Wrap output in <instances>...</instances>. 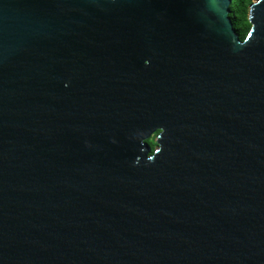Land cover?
Instances as JSON below:
<instances>
[{"label": "water", "instance_id": "water-1", "mask_svg": "<svg viewBox=\"0 0 264 264\" xmlns=\"http://www.w3.org/2000/svg\"><path fill=\"white\" fill-rule=\"evenodd\" d=\"M229 2L0 0V264H264V0L241 39Z\"/></svg>", "mask_w": 264, "mask_h": 264}, {"label": "trees", "instance_id": "trees-1", "mask_svg": "<svg viewBox=\"0 0 264 264\" xmlns=\"http://www.w3.org/2000/svg\"><path fill=\"white\" fill-rule=\"evenodd\" d=\"M250 2L251 0H230L228 5V17L230 18L232 27L240 39L249 27V23L246 19V13Z\"/></svg>", "mask_w": 264, "mask_h": 264}, {"label": "rangeland", "instance_id": "rangeland-1", "mask_svg": "<svg viewBox=\"0 0 264 264\" xmlns=\"http://www.w3.org/2000/svg\"><path fill=\"white\" fill-rule=\"evenodd\" d=\"M252 1V0H251ZM147 143L151 146V148L154 146V134L147 138Z\"/></svg>", "mask_w": 264, "mask_h": 264}, {"label": "flooded vegetation", "instance_id": "flooded-vegetation-1", "mask_svg": "<svg viewBox=\"0 0 264 264\" xmlns=\"http://www.w3.org/2000/svg\"><path fill=\"white\" fill-rule=\"evenodd\" d=\"M155 133H156V132H154L153 134L155 135ZM153 134H152V135H153ZM150 147H151V146H150Z\"/></svg>", "mask_w": 264, "mask_h": 264}]
</instances>
